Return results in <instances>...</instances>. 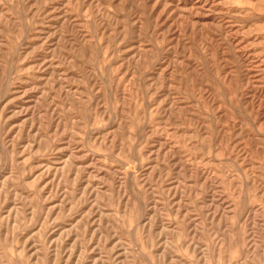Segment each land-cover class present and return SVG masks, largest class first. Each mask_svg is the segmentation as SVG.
Wrapping results in <instances>:
<instances>
[{
	"label": "rangeland",
	"instance_id": "1",
	"mask_svg": "<svg viewBox=\"0 0 264 264\" xmlns=\"http://www.w3.org/2000/svg\"><path fill=\"white\" fill-rule=\"evenodd\" d=\"M0 264H264V0H0Z\"/></svg>",
	"mask_w": 264,
	"mask_h": 264
},
{
	"label": "bare ground",
	"instance_id": "2",
	"mask_svg": "<svg viewBox=\"0 0 264 264\" xmlns=\"http://www.w3.org/2000/svg\"><path fill=\"white\" fill-rule=\"evenodd\" d=\"M163 2V1H162ZM167 2H168V0H167ZM177 2V1H176ZM191 2V1H190ZM195 2V1H194ZM206 2V1H205ZM224 3V2H223ZM167 4V3H166ZM186 4V3H185ZM204 4V3H203ZM206 4V3H205ZM202 5V4H201ZM207 5V4H206ZM212 5V4H211ZM179 6V5H178ZM181 6H182V4H181ZM199 6H200V4H199ZM204 6V5H203ZM202 6V7H203ZM210 6V5H209ZM167 7H168V5H167ZM184 7V6H183ZM188 7V6H187ZM207 7V6H206ZM205 7V8H206ZM200 8H201V6H200ZM179 9H180V7H179ZM185 9V8H184ZM181 10V9H180ZM188 10V9H187ZM194 11V10H193ZM202 12V11H201ZM191 15V14H190ZM202 15H203V13H202ZM207 15V14H206ZM238 27V26H237ZM237 33V32H236ZM230 34V33H229ZM243 35V34H242ZM238 45H240V44H238ZM259 53V52H258ZM248 62V61H247Z\"/></svg>",
	"mask_w": 264,
	"mask_h": 264
}]
</instances>
